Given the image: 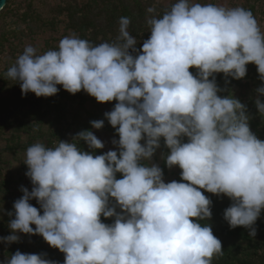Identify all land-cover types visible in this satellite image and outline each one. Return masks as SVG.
<instances>
[{"label":"clouds","instance_id":"1","mask_svg":"<svg viewBox=\"0 0 264 264\" xmlns=\"http://www.w3.org/2000/svg\"><path fill=\"white\" fill-rule=\"evenodd\" d=\"M147 23L151 35L142 49L122 17L118 42L93 45L73 33L44 53L27 45L8 69L24 95L53 96L62 85L99 102L118 101L105 116L119 134L113 141L119 152L96 155L63 140L55 148L28 147L24 163L34 187L23 188L14 202L12 234L0 240L40 234L65 253L64 264H211L223 246L210 224L200 223L212 217L202 189L231 198L224 218L256 236L264 209V140L251 130L245 104L218 95L214 74L240 79L255 63L264 80V31L250 10L194 0H177ZM257 91L264 94V86ZM256 105L264 116V102L257 98ZM162 137L170 149L166 164L179 166L184 182H165L158 165L142 163ZM76 138L92 149L105 146L90 130ZM102 216L115 220L107 224ZM0 264L58 262L17 250Z\"/></svg>","mask_w":264,"mask_h":264},{"label":"trees","instance_id":"2","mask_svg":"<svg viewBox=\"0 0 264 264\" xmlns=\"http://www.w3.org/2000/svg\"><path fill=\"white\" fill-rule=\"evenodd\" d=\"M175 2L177 0L165 5L160 0H62L51 8L49 14H44L34 0H8L0 12V141L6 143L4 147L0 146L1 237L11 235L9 223L15 218L14 202L22 197L14 196L9 191L10 182L4 177V169L8 163L4 157L6 153H10L14 160H20L28 147L37 142L48 148H55L61 140L74 143L81 151L94 152L96 155L106 153L102 149H92L86 141L76 138L78 133L85 130H99L119 140V134L104 113L87 109L86 104L97 99L86 91L73 94L58 85L60 90L53 96L38 97L33 92L24 95L20 83L7 77L8 69L27 45L36 47L38 53L57 49L50 40L45 42L44 47L33 42L39 34L56 32L60 24H64L66 30L72 31L78 37L93 45H99L104 42H118L120 20L122 17L128 18V30L135 37L137 48L142 49L143 42L151 35L148 18L152 15L162 16ZM149 7H154L156 12L149 13ZM241 7L250 10L258 22L264 21L261 17L264 15V0H246ZM190 71L198 75L195 67L190 68ZM214 75L221 89L218 95H232L245 104L251 130L264 140V116L259 113L256 105L257 98L264 102V94L257 91L264 86L258 66L249 63L246 76L240 79L225 76L222 72ZM117 102L111 101L112 110ZM94 120H103L104 126L100 129L94 128L91 123ZM188 139L184 137L183 142H188ZM160 148L165 153H170L163 137ZM116 151L119 152V146ZM177 172L175 180L184 182L179 166ZM117 178H122V174L117 173ZM202 191L212 201V217L200 223L210 224L213 234L221 240L223 246V254L214 256L211 264H264V209L254 225L256 236H251L250 229L244 226L232 228L224 218L225 209L233 203L231 198L224 194ZM112 199L115 203L114 198ZM30 203L40 208L36 198L31 199ZM40 210L43 214V210ZM116 210L120 212L122 209L117 206ZM101 219L104 223L111 224L115 217L102 216ZM17 250L22 253L45 254L46 258L64 264L65 253L50 246L40 234L36 238L24 237L12 243L0 240V259L4 257L7 261Z\"/></svg>","mask_w":264,"mask_h":264},{"label":"rangeland","instance_id":"3","mask_svg":"<svg viewBox=\"0 0 264 264\" xmlns=\"http://www.w3.org/2000/svg\"><path fill=\"white\" fill-rule=\"evenodd\" d=\"M62 0H34L35 5L38 7V9L43 12L44 14H49L52 7L59 4ZM163 4H169L170 2H173V0H160ZM194 2H199L202 4L205 3H214V4H224L229 7H241L242 4L246 2V0H194ZM264 9V7H263ZM261 17L264 18V15H261ZM262 20V19H261ZM260 28L262 31H264V21L258 22ZM70 34H73L72 31L66 30L64 27V24H60L58 27V30L54 33L47 32L39 34L35 37L34 44L38 45L39 47H44L45 42L50 40L51 44L58 48L60 40L68 36ZM29 43V41H28ZM2 64H0V67ZM86 107L88 110H98L102 113H107L112 111L111 101L110 102H99L97 100L90 101L86 104ZM93 133L102 140L104 143V148H102L103 151L107 152L109 150H117L118 144L113 143V141H117L114 137L106 135L104 132L95 130ZM141 143H145V141H141ZM5 141H0V146H5ZM169 153H165L160 147L156 150L155 154L151 158L150 161H142V163H148V164H156L163 170V178L165 182H171L176 179V176L178 174L177 172V166H173L169 168L166 164V156ZM23 158L20 160H14L12 158V155L10 153H6L4 155L5 159L8 161V163L5 166L4 169V177L10 182L8 187L11 194L14 196H23V188H27L29 191H31L34 187V185L31 182V178L26 175L28 171V166L24 163L26 159V152L22 154ZM120 212L122 210H119ZM33 228H35V225H33ZM12 234V232H11ZM3 235V230L0 229V237ZM20 239L26 237L29 238H36L39 236V234H25V233H19ZM3 246V245H2ZM2 248V247H1ZM5 250V248H3ZM6 259L2 257L0 261H5Z\"/></svg>","mask_w":264,"mask_h":264},{"label":"water","instance_id":"4","mask_svg":"<svg viewBox=\"0 0 264 264\" xmlns=\"http://www.w3.org/2000/svg\"><path fill=\"white\" fill-rule=\"evenodd\" d=\"M7 2H8V0H0V12L4 9Z\"/></svg>","mask_w":264,"mask_h":264}]
</instances>
